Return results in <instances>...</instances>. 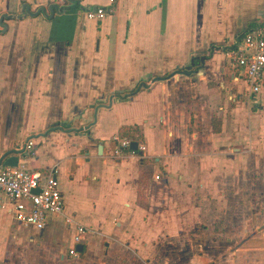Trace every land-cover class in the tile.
Returning <instances> with one entry per match:
<instances>
[{"label": "crops", "instance_id": "1", "mask_svg": "<svg viewBox=\"0 0 264 264\" xmlns=\"http://www.w3.org/2000/svg\"><path fill=\"white\" fill-rule=\"evenodd\" d=\"M263 30L264 0H0V159L64 199L39 230L0 193V264H264V77L227 56Z\"/></svg>", "mask_w": 264, "mask_h": 264}, {"label": "built area", "instance_id": "2", "mask_svg": "<svg viewBox=\"0 0 264 264\" xmlns=\"http://www.w3.org/2000/svg\"><path fill=\"white\" fill-rule=\"evenodd\" d=\"M116 1L109 0L110 5ZM85 15L88 19L101 20L106 17L107 11L105 7L99 6L87 9ZM227 56L233 67L244 70L250 92H259L264 77V30L246 34L241 46L228 52ZM114 140L118 145L116 155L129 149L130 140L117 137ZM28 145L30 148L32 143ZM140 148L143 150V147ZM0 193L11 204L18 222L39 230L45 226L48 214H62L64 211V199L54 174L43 176L37 170L0 166ZM65 221L69 226L72 224L68 218ZM75 233L73 246L68 250L71 258L78 256L76 246L81 243L85 230L76 224Z\"/></svg>", "mask_w": 264, "mask_h": 264}, {"label": "water", "instance_id": "3", "mask_svg": "<svg viewBox=\"0 0 264 264\" xmlns=\"http://www.w3.org/2000/svg\"><path fill=\"white\" fill-rule=\"evenodd\" d=\"M57 8L56 5H50L48 7V10L50 11V15H53L54 13V9ZM40 12L44 13L46 15V10L44 8H41L40 10L37 11L36 14H39ZM28 13V12H27ZM22 15H26V13L24 14V12H22ZM32 15V14H31ZM21 17V16H20ZM19 17V18H20ZM190 70L189 67L185 68V70H183L182 72H179L183 75H188V71ZM133 146H135V144H133ZM17 161L18 158L16 156H9L4 160V156L0 159V164H3L5 166H9V167H16L17 166ZM81 249V246L78 247V250Z\"/></svg>", "mask_w": 264, "mask_h": 264}, {"label": "trees", "instance_id": "4", "mask_svg": "<svg viewBox=\"0 0 264 264\" xmlns=\"http://www.w3.org/2000/svg\"><path fill=\"white\" fill-rule=\"evenodd\" d=\"M134 91H135V90L131 91V93H134ZM125 97H127V96H125ZM121 99H125V98H121Z\"/></svg>", "mask_w": 264, "mask_h": 264}, {"label": "rangeland", "instance_id": "5", "mask_svg": "<svg viewBox=\"0 0 264 264\" xmlns=\"http://www.w3.org/2000/svg\"><path fill=\"white\" fill-rule=\"evenodd\" d=\"M39 251H41V249H39ZM23 264H24V262H23Z\"/></svg>", "mask_w": 264, "mask_h": 264}]
</instances>
